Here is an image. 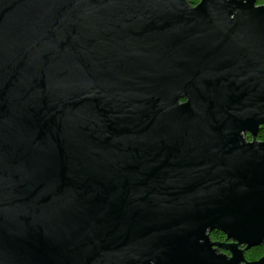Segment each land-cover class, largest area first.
<instances>
[{"label":"water","instance_id":"1","mask_svg":"<svg viewBox=\"0 0 264 264\" xmlns=\"http://www.w3.org/2000/svg\"><path fill=\"white\" fill-rule=\"evenodd\" d=\"M262 127L257 0H0V264H264Z\"/></svg>","mask_w":264,"mask_h":264},{"label":"trees","instance_id":"2","mask_svg":"<svg viewBox=\"0 0 264 264\" xmlns=\"http://www.w3.org/2000/svg\"><path fill=\"white\" fill-rule=\"evenodd\" d=\"M188 2L194 6L196 5L199 0H188ZM264 4V0H257V5ZM251 138L248 137L247 140L249 141ZM257 139L259 141H264V127L260 129L257 135ZM210 238L214 242H224L225 241V235H223L219 231H214L210 233ZM264 254V246H259V247H253L249 251H247L244 254V258L248 261H253L259 259L262 255Z\"/></svg>","mask_w":264,"mask_h":264}]
</instances>
